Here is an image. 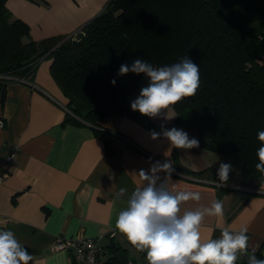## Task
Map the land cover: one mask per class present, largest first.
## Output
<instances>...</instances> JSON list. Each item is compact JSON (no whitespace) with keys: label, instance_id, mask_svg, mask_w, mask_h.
Segmentation results:
<instances>
[{"label":"crops","instance_id":"0c3cea01","mask_svg":"<svg viewBox=\"0 0 264 264\" xmlns=\"http://www.w3.org/2000/svg\"><path fill=\"white\" fill-rule=\"evenodd\" d=\"M106 1L7 0L6 4L13 17L29 25L30 37L40 40L75 34L103 9ZM50 61L42 59L26 82L8 83L0 107L5 122L0 128V154L15 151L13 163L0 168L7 172L0 183V229L14 232L33 256L30 264L75 262L71 252L54 249L58 235L99 237L103 246L113 240L125 248L129 260L147 263L146 251H137L115 223L131 192L143 183L138 172L148 170L156 161L172 162L174 150L182 166L193 173L174 168L168 187L174 193L192 191L201 195L199 202L182 203L180 214L203 211L215 200L224 204L222 222L204 217L201 242L219 238L220 228L237 231L246 226L249 252L260 251L264 259V176L242 177L241 162L228 155L200 146L171 148L163 137L152 139L150 132H160L161 124L182 129L196 139L197 130L178 125L175 118H148L131 110V102L148 84L144 74L122 114L105 117L98 127L64 122L67 99L50 74ZM106 139L113 154L108 153ZM220 163L232 166L226 184L218 181ZM158 175L163 180L167 174ZM121 187L128 192L116 200L115 193ZM244 257L238 256L237 261Z\"/></svg>","mask_w":264,"mask_h":264},{"label":"trees","instance_id":"16d2710c","mask_svg":"<svg viewBox=\"0 0 264 264\" xmlns=\"http://www.w3.org/2000/svg\"><path fill=\"white\" fill-rule=\"evenodd\" d=\"M6 2L0 0V107L8 83L29 79L48 58L67 99L64 122L98 127L105 117L124 112L142 75L118 76L122 64L140 58L154 67L171 66L188 56L199 66L200 86L174 106L176 123L196 129L201 148L238 159L242 177L262 176L255 164L257 133L264 130V31L241 25L230 9L249 12L264 0H107L75 34L40 40L30 37L29 25L13 17ZM105 143L113 154L110 140ZM172 164L193 173L176 150ZM106 247L109 262L128 264L123 246L110 240ZM256 256L261 259V252Z\"/></svg>","mask_w":264,"mask_h":264},{"label":"clouds","instance_id":"9594fccd","mask_svg":"<svg viewBox=\"0 0 264 264\" xmlns=\"http://www.w3.org/2000/svg\"><path fill=\"white\" fill-rule=\"evenodd\" d=\"M144 74L148 79L146 87L131 102L132 111H138L148 118L168 121L176 117L174 106L184 98L195 96L200 86L199 66L188 56L171 66L154 67L140 58L132 64H122L117 73ZM115 85L116 81H111ZM152 139L165 138L171 148L193 149L199 147L196 138L175 127L150 132ZM260 147L256 151L258 163L255 169L264 176V130L257 133ZM216 160L211 163V167ZM172 162L156 161L148 170L138 172L141 186L136 187L127 199V206L118 213L115 227L128 242L141 252L146 251L148 264H236L238 256L248 257L247 264H264V259L256 256L255 249L249 252L248 228L242 226L237 231L220 228V237L201 242L200 227L205 216L216 217L221 222L224 204L215 200L203 211H185L181 215V204L189 200L199 202V192H173L167 184L172 172ZM232 166L220 163L217 176L220 184H226ZM159 172L166 173L161 180ZM128 192L121 187L115 193L120 200ZM217 227H220L218 224ZM33 256L20 244L11 230L0 229V264H30Z\"/></svg>","mask_w":264,"mask_h":264},{"label":"built area","instance_id":"2783aa9c","mask_svg":"<svg viewBox=\"0 0 264 264\" xmlns=\"http://www.w3.org/2000/svg\"><path fill=\"white\" fill-rule=\"evenodd\" d=\"M15 81L26 82L25 78H16ZM4 120L0 117V128L4 127ZM15 159V151L11 150L0 154V168L9 166ZM7 172L0 171V183L5 178ZM53 247L55 250L71 252L77 264H112L105 257L109 251L106 246L100 245L99 237H65L58 235L55 237ZM128 264H136L129 260Z\"/></svg>","mask_w":264,"mask_h":264},{"label":"rangeland","instance_id":"374dc122","mask_svg":"<svg viewBox=\"0 0 264 264\" xmlns=\"http://www.w3.org/2000/svg\"><path fill=\"white\" fill-rule=\"evenodd\" d=\"M230 15L253 32L264 31V3L249 12H241L236 5H232Z\"/></svg>","mask_w":264,"mask_h":264}]
</instances>
